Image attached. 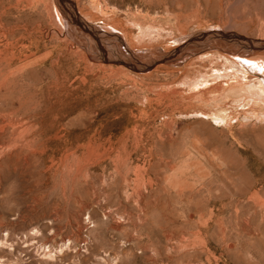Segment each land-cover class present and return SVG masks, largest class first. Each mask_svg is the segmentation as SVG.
Returning a JSON list of instances; mask_svg holds the SVG:
<instances>
[{
	"label": "rangeland",
	"instance_id": "rangeland-1",
	"mask_svg": "<svg viewBox=\"0 0 264 264\" xmlns=\"http://www.w3.org/2000/svg\"><path fill=\"white\" fill-rule=\"evenodd\" d=\"M71 2L131 51L264 40V0ZM65 23L55 0H0V264H264V51L140 73ZM231 80L245 100L203 107Z\"/></svg>",
	"mask_w": 264,
	"mask_h": 264
},
{
	"label": "water",
	"instance_id": "water-1",
	"mask_svg": "<svg viewBox=\"0 0 264 264\" xmlns=\"http://www.w3.org/2000/svg\"><path fill=\"white\" fill-rule=\"evenodd\" d=\"M55 1L64 15L66 27H70L73 35L82 41L81 48L91 60L122 65L134 72L145 73L158 64L166 62L178 65L187 58L210 49H217L237 57L250 56L255 51H264V40L248 38L219 29L198 32L169 53H163L159 49L131 51L116 35L106 34L102 29L85 22L79 16L71 0Z\"/></svg>",
	"mask_w": 264,
	"mask_h": 264
},
{
	"label": "bare ground",
	"instance_id": "bare-ground-1",
	"mask_svg": "<svg viewBox=\"0 0 264 264\" xmlns=\"http://www.w3.org/2000/svg\"><path fill=\"white\" fill-rule=\"evenodd\" d=\"M251 57H254V56H251ZM255 58L256 59L257 58L264 59V57H259V55L255 56ZM243 60H244V57H243ZM232 74H234V73H232ZM236 74L237 73H235L234 75H236ZM218 83H222V82H218ZM213 87L214 86H212V89L209 90V92L205 94L206 96L204 95L200 98L203 101L202 105L205 108H209L210 105L215 103L214 106L217 108V110H221L225 107V104L227 102H236L240 97H243L244 100L246 99V97H244V94L246 93L247 88H246V85H244V82H242V80L241 81L231 80L229 82H225L224 84H218V86H216L215 88H213ZM251 89H253V88H251ZM213 90L217 91L219 93V95L218 96H212V97L208 96L207 94L211 93V91H213ZM261 109H262V107H261ZM257 110H260V107H257ZM203 114L207 115L206 112Z\"/></svg>",
	"mask_w": 264,
	"mask_h": 264
}]
</instances>
